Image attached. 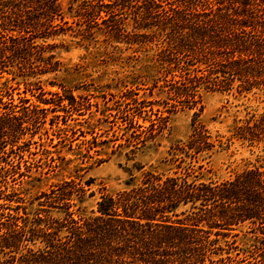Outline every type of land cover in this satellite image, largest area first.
I'll use <instances>...</instances> for the list:
<instances>
[{"label":"trees","instance_id":"obj_1","mask_svg":"<svg viewBox=\"0 0 264 264\" xmlns=\"http://www.w3.org/2000/svg\"><path fill=\"white\" fill-rule=\"evenodd\" d=\"M63 1L0 0V77L21 76L36 97L17 92L16 98L5 89L6 82L0 85V172H9L23 158L22 145L34 136L27 132L35 117L28 116L53 108L41 86L33 92L40 80L30 78L57 63L53 54L44 55L46 45L35 38L68 30ZM84 2V11L98 12L102 23L107 19L102 12L108 17L110 12L101 6L126 8L136 13V28L156 24L166 31L171 48L202 49L209 67L185 83L184 90L200 83L211 90L229 88L235 80L244 88L256 79L264 82V0H83L79 14ZM90 24H80L77 30L85 40ZM99 28L106 31L108 26ZM66 98L72 104L73 98ZM232 136L249 145L264 141V113L235 125ZM211 145L206 129L194 122L190 139L173 145L171 152L187 156ZM192 169L174 174L146 171L140 184L103 193L94 215H84L81 207L89 180H66L42 191L41 207L32 213L15 208L4 213L1 203L0 264H205L209 254L225 250L221 239L228 248L237 246L229 237H237L245 224L253 242L241 250L251 255L248 264H264V168L247 166L220 180L191 178ZM226 259L232 257L215 262Z\"/></svg>","mask_w":264,"mask_h":264},{"label":"rangeland","instance_id":"obj_2","mask_svg":"<svg viewBox=\"0 0 264 264\" xmlns=\"http://www.w3.org/2000/svg\"><path fill=\"white\" fill-rule=\"evenodd\" d=\"M81 1H63L65 33L35 38L39 45H46L44 55L53 54L57 63L38 78H30L40 80L33 92L38 93L40 88L35 87L41 86L53 108L34 110L28 116L35 117L27 132L34 136L22 145L23 158L15 162V168L0 172L4 213L14 212V208L35 212L44 200L42 191L71 179L82 184L90 181L84 185L81 207L84 215H94L103 193L114 194L140 184L146 171L184 173L190 166L191 178L199 175L204 180H220L247 166L264 168V141L249 145L232 136L235 125L264 113L262 80H253L245 88L235 80L229 88L210 90L200 83L195 89L184 90L185 83L209 67L202 49L171 48L166 31L156 24L136 28V13L126 8L100 5L110 12L109 17L102 12L107 18L103 23L98 12L84 11L88 2L80 5L79 14ZM86 23H91L87 33L90 41L77 32L79 25ZM99 26L108 29L100 30ZM4 82L16 98L21 92L36 100L21 76L4 74L0 85ZM68 95L72 104L67 103ZM53 103L66 106L63 109ZM194 122L206 129L213 145L196 153L191 150L192 155L174 156L173 145L190 139ZM179 157L183 158L181 163ZM51 212L59 215L56 210ZM248 228L245 224L237 237H229L235 240L234 248L221 239L219 244L225 250L209 254L205 264L252 261L249 252L241 250L253 242ZM227 255L232 260L215 262Z\"/></svg>","mask_w":264,"mask_h":264}]
</instances>
